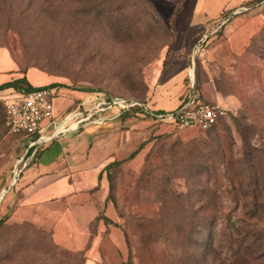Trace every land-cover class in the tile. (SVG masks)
<instances>
[{"label": "rangeland", "instance_id": "obj_1", "mask_svg": "<svg viewBox=\"0 0 264 264\" xmlns=\"http://www.w3.org/2000/svg\"><path fill=\"white\" fill-rule=\"evenodd\" d=\"M187 1L0 0V73L57 85V124L68 113L85 115L97 97L174 110L200 40L201 30L188 27ZM260 10L264 17V3ZM184 41L189 65L180 64ZM193 76L205 100L219 97L226 111L213 128L125 115L136 149L108 177L127 248L117 264H264V25L241 55L215 65L207 54ZM7 94L0 91V264H83L49 232L9 221L11 183L28 160L27 141L6 127Z\"/></svg>", "mask_w": 264, "mask_h": 264}, {"label": "crops", "instance_id": "obj_2", "mask_svg": "<svg viewBox=\"0 0 264 264\" xmlns=\"http://www.w3.org/2000/svg\"><path fill=\"white\" fill-rule=\"evenodd\" d=\"M263 3L264 0L187 1L191 8L188 27L201 30L197 40L214 36L208 41H214L208 49L213 64H222L245 51L264 25L260 10ZM191 38L193 41L194 36ZM185 45L184 41L180 48L186 53L181 65H189L192 47L185 51ZM5 65L0 63V68ZM3 72L0 86L19 79L8 78ZM43 83L41 80L35 87ZM201 95L205 99L202 92ZM73 97L84 96L73 93ZM211 100L219 102V97ZM151 107L168 111L173 106ZM96 117L102 124L72 125L42 145L26 149L28 161L12 182L16 189L8 197L7 209L10 207L11 223H28L49 232L55 245L82 255L83 264H117L127 248L122 231L115 225L113 205L108 201L109 171L105 168L129 157L136 144L125 130L132 123L122 119L117 109L97 113ZM53 132H43L46 140Z\"/></svg>", "mask_w": 264, "mask_h": 264}, {"label": "built area", "instance_id": "obj_3", "mask_svg": "<svg viewBox=\"0 0 264 264\" xmlns=\"http://www.w3.org/2000/svg\"><path fill=\"white\" fill-rule=\"evenodd\" d=\"M207 38L200 39L194 46L190 56V68L192 77L188 78V88L182 95L178 107L170 111H157L151 109L143 102L128 100L116 97L95 98V105L92 109L86 110V114L68 113L63 120L57 124L58 116L55 114L54 102L59 95L58 86L44 85L34 87L28 91L10 90L9 94L2 98L4 108L5 123L8 132L14 136H20L27 141V148L40 146L46 141L55 137L63 130L71 129L66 125L72 120H76L75 127L83 121L100 125V118H94L97 113H103L112 109H117L120 114L126 111H136L141 115L150 118L156 123L165 122L176 129L197 128L201 131L209 130L219 123L226 115L225 109L218 102H209L203 99L197 89L194 78L195 63L198 59L204 58L208 54ZM83 104V103H82ZM69 116V121L64 124V128L59 130ZM77 124V125H76ZM50 125H55L54 132L46 138L43 132ZM74 127V128H75ZM35 137V138H34ZM26 166V164H24ZM14 178L18 175V168L13 170Z\"/></svg>", "mask_w": 264, "mask_h": 264}, {"label": "trees", "instance_id": "obj_4", "mask_svg": "<svg viewBox=\"0 0 264 264\" xmlns=\"http://www.w3.org/2000/svg\"><path fill=\"white\" fill-rule=\"evenodd\" d=\"M186 84H187V87L186 89L188 88V80H186ZM52 86H57V85H52ZM34 86H32L30 83H28V81L26 80V78H19V79H16V80H12L8 83H5L3 85L0 86V91L2 90H6V89H13L15 91H21V90H24V91H28V90H31L33 89ZM89 92V91H87ZM4 109V108H3ZM133 111V110H131ZM129 111H126V112H121L120 114V117L122 119H125V115L128 113ZM162 112V111H161ZM7 127V126H6ZM8 130V128H7ZM35 138V137H34ZM116 163L118 162H114L112 164H110L109 166H107L105 169L107 171H109V169L114 166ZM108 177H109V173H108ZM246 197V195H243V199ZM116 225V224H115ZM117 226V225H116ZM118 227V226H117Z\"/></svg>", "mask_w": 264, "mask_h": 264}, {"label": "bare ground", "instance_id": "obj_5", "mask_svg": "<svg viewBox=\"0 0 264 264\" xmlns=\"http://www.w3.org/2000/svg\"><path fill=\"white\" fill-rule=\"evenodd\" d=\"M13 184V183H12Z\"/></svg>", "mask_w": 264, "mask_h": 264}]
</instances>
